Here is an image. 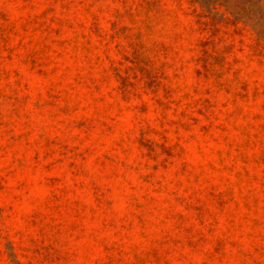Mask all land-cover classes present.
Returning <instances> with one entry per match:
<instances>
[{
	"label": "rangeland",
	"instance_id": "1",
	"mask_svg": "<svg viewBox=\"0 0 264 264\" xmlns=\"http://www.w3.org/2000/svg\"><path fill=\"white\" fill-rule=\"evenodd\" d=\"M0 264H264V0H0Z\"/></svg>",
	"mask_w": 264,
	"mask_h": 264
}]
</instances>
